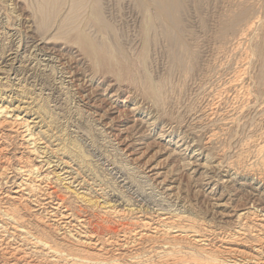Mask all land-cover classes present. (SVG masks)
Returning <instances> with one entry per match:
<instances>
[{
  "label": "rangeland",
  "instance_id": "rangeland-1",
  "mask_svg": "<svg viewBox=\"0 0 264 264\" xmlns=\"http://www.w3.org/2000/svg\"><path fill=\"white\" fill-rule=\"evenodd\" d=\"M143 3L0 0V106L41 122L30 123L45 152L33 162H53L43 169L52 172L49 186L94 226L115 230L144 214H176L184 216L181 226L221 247L229 243L218 237L236 234L245 209L264 215V0H184L177 47L155 18L154 1ZM240 10L246 19L236 22ZM226 24L235 29L223 34ZM9 48L19 55L12 71ZM34 111L41 118L32 119ZM15 130L0 129L8 135L0 165L11 176L0 187L10 197L13 168L35 158ZM28 203L18 212L29 228L64 250L81 249ZM112 205L133 213L105 215ZM146 244L135 253L143 264L172 262L159 256V245ZM177 245L172 259L210 264L189 241Z\"/></svg>",
  "mask_w": 264,
  "mask_h": 264
},
{
  "label": "bare ground",
  "instance_id": "bare-ground-1",
  "mask_svg": "<svg viewBox=\"0 0 264 264\" xmlns=\"http://www.w3.org/2000/svg\"><path fill=\"white\" fill-rule=\"evenodd\" d=\"M153 1V5L155 6V18L162 22L165 27L166 35L171 39L173 46L177 47L182 43L181 14L184 9V0ZM234 16L233 14V17ZM245 17L246 11L240 10L234 18L236 22H239ZM234 24H226V27L224 25L225 29L223 34L229 30L231 32L232 29H235ZM9 52H12V49H10ZM11 54H14L15 57L10 60L12 61L8 66L10 71L14 70V63L17 57H19L18 52H12ZM246 69L244 68V70ZM40 108L42 107L40 106ZM41 110L43 111V109ZM12 112L13 110H10L7 106H0V129L3 127H8L11 130L16 129L15 131L20 133L22 137L21 139L24 142L25 149L28 150L31 156H35V158L31 159L28 157V159L24 161H22L24 158H20L19 164L17 163L18 165H16V169L13 168L12 173L18 178V181L14 184L17 187V189L14 190L16 195L10 197L6 193H3V187H0V260L5 264H34L36 262L34 261L35 258L40 261V264H125V257H127L126 261H128L126 264H143L140 260V255L138 256L135 253H137L138 248L146 243H150V246L153 247L159 245V247L162 248L161 250H163L159 256L171 260L172 262L170 264H181V258L173 257L172 259V255L174 256V254H171L169 250L185 241H189L195 246L194 251H197L198 254L208 257L207 259L210 264H264V215H261L262 211L259 213L257 210L258 208L255 209V206V208L252 206V208H247L243 212L241 211L242 213L238 215V219L244 222L239 227L238 231L235 230L236 234L228 232L222 233V235L218 237L219 241H222V243H229L227 245L223 244L224 246L221 247L213 246V240L210 239L211 235L208 236L206 235L207 233H201L191 224L181 226L180 222L184 220V216H175L176 214L170 215L167 213H160L156 216L144 214L137 218L135 226L121 225L115 230H111L112 228H105V230L101 226H94L91 216L86 214L85 211L82 213V209L78 211V208L73 207L66 198H64L65 195L61 196V194H57L56 190L49 186L52 172L48 170L44 171L43 169L44 166H47V169L52 168L53 166L51 165L53 162L44 160L45 164L42 161L38 162L40 164L34 163L37 159H42L45 152H41L38 146L41 144V139L36 137L37 135L33 131L30 123L37 124L41 122L24 120V117H21V115H12ZM40 113V111L39 113L38 111L33 113L36 115V118L33 117L32 119H38ZM53 136L56 137V134ZM5 137H8V135H4V133L0 134V143L2 140L4 141ZM51 139H55L54 141H56L54 137ZM75 142L76 141L72 144L76 149L81 151L80 149H82V147L80 145L77 147V143ZM3 149L4 145L3 147L0 146V152ZM75 151H70L68 149L66 153H69L68 155H73ZM76 156L73 155L74 158ZM45 158H47V156ZM79 167L81 168V166ZM60 178L61 177L58 179L64 181L69 177L67 179ZM10 179L9 170L0 165V184L6 187ZM71 179L76 180L75 177ZM80 184L82 183H79V185ZM23 202H29L34 206L36 209L35 211L42 215V221H44L52 232L67 238L73 239L77 237L78 240L76 245H79L82 250H64L65 248L62 249L59 247V244L53 242V240L45 234L37 229L33 231V229L29 228L28 224L24 223L25 217L20 216L18 212L19 205L23 204ZM2 204L6 206L3 207ZM127 209H124V207L119 209L115 205H112L109 206V210L105 212V215L117 217L121 220L133 213V211ZM141 217L143 218L141 219ZM186 221L187 220H185V222ZM249 235L252 238H248L247 236ZM243 236H245L244 240L243 238L241 239ZM237 239L243 240L245 244L243 242L241 244H234ZM111 250L116 254L114 255L112 253L113 256L110 255ZM126 253H129V255ZM189 255L192 254L190 253Z\"/></svg>",
  "mask_w": 264,
  "mask_h": 264
}]
</instances>
